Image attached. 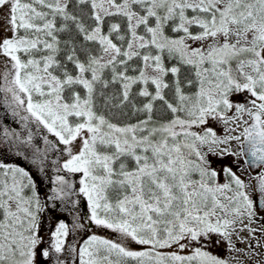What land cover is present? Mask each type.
I'll return each instance as SVG.
<instances>
[{"label": "snow or ice", "instance_id": "1", "mask_svg": "<svg viewBox=\"0 0 264 264\" xmlns=\"http://www.w3.org/2000/svg\"><path fill=\"white\" fill-rule=\"evenodd\" d=\"M77 3L90 4L87 18L69 11L71 0H0V7L8 8L12 32L0 39V56L6 58L0 70V93L25 126L29 122L42 126L65 146L68 158L62 168L80 174L79 193L87 198L90 220L150 246L147 251H131L92 235L78 249L79 264H125V258L145 264V257L155 264H227L200 248L188 256L155 252L153 257L152 253L173 244L183 249L186 245L181 241H196L210 233L228 238L236 218L253 216V200L243 190V181L225 168L231 181L214 183L217 173L208 167L201 147L209 145L213 152L212 146L243 136L252 163L264 164V0ZM116 16L126 21L125 34H120L122 25L116 22L105 33V20ZM57 18L63 21L59 27ZM168 29L175 35H168ZM61 33H67V39L61 40ZM133 60L140 63L131 68L135 75H129ZM166 60L177 63L169 67ZM182 67L192 76L184 82ZM106 70L110 78H105ZM117 85L115 92L108 91ZM136 85L141 86L135 95L147 100L140 107L132 102ZM186 86L195 91L186 92ZM169 89L172 100L166 96ZM241 92L254 98L251 108L230 101L233 93ZM157 102L172 114L171 119H153ZM128 104L145 118L136 123L114 119L113 110ZM233 107L236 115L227 116ZM244 113L252 122L244 121L247 126L239 136L228 134V128L223 138L212 128H205L203 134L191 131L209 117L227 124ZM3 135L20 139L8 129ZM44 140L55 147L46 136ZM31 141L30 132L22 142ZM47 150L42 153L37 148L33 163L42 165L39 157ZM0 168L4 169L0 264H36L38 214L43 210L36 185L22 167L0 164ZM258 180L264 193V174ZM52 183V200L63 199L72 187L62 175ZM26 189L31 195H25ZM68 234V225L59 222L51 234L56 253L62 252ZM70 251L75 252V247L70 246ZM41 254L48 257L49 249ZM56 264L65 262L57 258Z\"/></svg>", "mask_w": 264, "mask_h": 264}, {"label": "rangeland", "instance_id": "2", "mask_svg": "<svg viewBox=\"0 0 264 264\" xmlns=\"http://www.w3.org/2000/svg\"><path fill=\"white\" fill-rule=\"evenodd\" d=\"M23 2H27V0H23ZM11 35L12 32L8 24V8L0 7V39L10 37ZM193 46L198 45L194 44ZM5 61L6 58L0 56V70L3 69ZM0 81H2V79H0ZM229 99L233 105L244 102L240 93L231 95ZM250 101L251 100H248L249 106H252ZM21 114L23 115V113ZM225 114L229 117L235 116V107L229 109ZM16 123L18 124V129H16L15 132L19 133L20 140H16V137L13 136V138L10 137L8 141H13V144L9 143V147H16L15 152L18 156H14V159L22 162V164L34 174L39 172L40 174H38V176L42 179L46 187L43 197L45 198L47 209L46 213H44L38 221L39 227L37 235L40 242L36 248V264H56L57 258L63 260L65 264H79L78 249L80 245L92 235L120 243L123 247L131 251H147L149 249L150 246L141 245L130 238L122 236L113 229L94 224L90 220L87 198L79 193L80 174L70 173L62 168L64 160L68 158L67 153L63 151L65 146L59 144L57 138L48 133L42 126L38 127L35 123L31 122L25 126V123L20 120L19 116ZM11 124L13 126L15 125V123ZM205 128H212L219 138H223L226 135L225 128L230 130L228 134L239 136L243 131L242 116L238 120H229L227 124L218 118L213 119L209 117L205 125H194L191 131L203 134ZM4 129L5 126L0 127V131ZM30 132L32 135L31 143H23L22 141L28 137ZM45 136L55 147H50L45 143ZM242 137L243 136H241L240 141L231 140L227 143L212 146L215 149L213 152L208 151L209 145L202 146L201 151L205 154L208 167L217 173L214 183H229L231 181V175L225 172V168H230L233 174L243 181L245 185L243 190L251 198L250 193L246 191V189L249 188L248 182L246 183L247 173L240 160V142ZM78 146L79 141L75 142L74 151L78 150ZM37 148H39L42 153L45 149H48L45 155L39 157V159L43 160L42 165L40 163H33V159L37 158ZM218 154L235 156V161L238 162V165L231 163L229 160L223 161L220 158L215 159ZM2 155L3 151L0 149V158ZM57 169H59V171ZM57 175L64 176L72 187L71 190L66 189V191H69V194L63 199L52 200L49 199L52 195V188L55 186L52 181ZM194 178L198 179L199 177L195 176ZM232 188L235 189L234 184H232ZM61 221L68 225L69 234L64 238L65 245L62 252L56 253L54 249L51 248V234L55 230L56 225ZM75 225H81V227H75ZM228 231L230 233L228 238H223L217 233H210L207 237L202 236L196 241H181V243L186 245L183 249H181L178 244H173L168 247L155 249L152 255L154 257L155 252H160L165 256L171 253L188 256L193 254L195 248H200L202 251H206L219 259L225 260L227 264H264V212L258 211L253 205V216L249 217L245 214L243 217L236 218L235 223ZM229 241L231 242V247H229ZM70 246H74L76 251H70ZM44 249H49L48 257L42 256L41 253ZM144 260L145 264H155L154 259L149 260L145 257ZM166 264H171V262L166 261Z\"/></svg>", "mask_w": 264, "mask_h": 264}, {"label": "trees", "instance_id": "3", "mask_svg": "<svg viewBox=\"0 0 264 264\" xmlns=\"http://www.w3.org/2000/svg\"><path fill=\"white\" fill-rule=\"evenodd\" d=\"M117 2H119V0H117ZM69 11H71L72 13H74L76 15H80V16L87 18L91 13V8H90V4L86 3L83 5H80L77 3V0H71V6L69 8ZM189 14H191V13H189ZM62 22L63 21L60 18H57V26L58 27ZM87 22L91 23L90 20H87ZM112 22L120 23L122 25V29H121L120 34H125L126 21L119 16L107 18L105 20V23H104L105 33H107V31H108V25ZM196 30H197L196 28H193V31H196ZM140 31H141V33L143 32L142 29ZM20 34L23 35L24 34L23 31H21ZM167 34L168 35H175L171 32V29H168ZM59 35H60L61 40L67 39V36H68L67 33H61ZM112 38H113V41L115 43H117V44L120 43V41H118L116 39V34H113ZM61 47H63V45H61ZM60 58L63 59V54H61ZM81 58L83 59V57H81ZM139 63H140V61H138V60H133L132 62H130V68H129V73H128L129 75H135V73H133L131 71V68L137 66ZM166 63L170 67L172 64H176L177 61L176 60H171V61L166 60ZM68 67H69V69H71L72 65L69 64ZM110 75H111L110 70H106L105 78H110ZM180 78H181L182 82L186 81V79L192 78L190 69H188L187 67H182ZM167 79H168V82L171 83L173 77L171 75H169ZM2 83L3 82L0 81V84H2ZM140 86L141 85H136L133 88L132 102L137 107H140V106H142L143 103L147 102L146 98L139 97V96L135 95V93L139 91ZM118 87L119 86L117 85L114 88H110L108 91L109 92H115L118 89ZM149 90L153 91L154 90L153 86L149 85ZM185 91L186 92H193V91H195V87H187L186 86ZM3 96H4V94L0 93V127L5 126V129L10 130L9 131L10 133L19 134L18 132H15V130L18 129V124L16 123L18 116L13 115L10 107L3 103ZM166 96L169 100H172V90L171 89L166 90ZM113 114H114V119L118 120L121 123H136L137 120L144 119L146 116L145 113H139V112L134 113L133 108H132V104H128L127 106H125L121 110L114 109ZM180 115L183 116V113H181ZM171 118H172V114L170 112L166 111L165 109H163L161 107L160 102H157L155 105V112L153 114V119L154 120H168ZM11 123H15V125L13 126ZM3 133H4V130L0 131V149L3 151V155L0 158V164L14 165L17 167H22L29 173V175L32 178L33 183L36 185L37 196L39 197L40 203H41V205H43V210L38 214V221H39V218L44 213H46V209H47L45 198L43 197L46 187H45L42 179L38 176V174H40L39 172L34 174L29 169H27L22 164V162L14 159V156H18L15 152L16 147H12V148L9 147V143L13 144V141L12 142H8V141L10 140V137L13 138V136L14 137H16V136L12 135V136H9L7 139H5ZM16 140H18V139H16ZM3 171H4V169L0 168V174H2ZM0 179H3L2 175H0ZM25 195H31V192L26 189ZM125 264H139V261L135 258H126ZM193 264H194V262H193Z\"/></svg>", "mask_w": 264, "mask_h": 264}, {"label": "flooded vegetation", "instance_id": "4", "mask_svg": "<svg viewBox=\"0 0 264 264\" xmlns=\"http://www.w3.org/2000/svg\"><path fill=\"white\" fill-rule=\"evenodd\" d=\"M241 93H243V94H241ZM241 93H240V95L242 96V99H244V102H242V103L246 104L248 107L251 108L252 106H249L248 100H252L253 98H251L250 94H248L247 92H241ZM235 94H237V93H233L232 95H235ZM257 103H259V101H257ZM244 121H248L249 124L252 122L247 113H244L242 115L243 128L247 126L244 123ZM243 139L244 138L242 137V140L240 142V160H241V162L245 168V171L247 173L246 183L248 182L249 188L246 189V191H248L250 193L251 198L253 200L254 207L258 211L264 212V193H261L259 190V180H258V177L261 174H264V164L259 163L257 165H253V166H250L247 164L246 154L248 153V151H247L248 146L246 143L242 144ZM242 149H243V151H242ZM219 158L222 159L223 161L229 160V161H231V163L238 165V162L235 161L236 157L233 155L229 156L228 154H224V155L218 154L217 158H215V159H219ZM228 169H230V168H228ZM231 172L233 173L232 170H231Z\"/></svg>", "mask_w": 264, "mask_h": 264}, {"label": "water", "instance_id": "5", "mask_svg": "<svg viewBox=\"0 0 264 264\" xmlns=\"http://www.w3.org/2000/svg\"><path fill=\"white\" fill-rule=\"evenodd\" d=\"M252 160H253V157H252L251 154L248 152V153L246 154V162H247V164L250 165V166H253V165H257V164H259L258 162H257L256 164H253V163H252Z\"/></svg>", "mask_w": 264, "mask_h": 264}]
</instances>
